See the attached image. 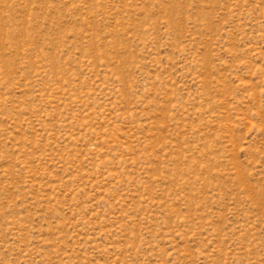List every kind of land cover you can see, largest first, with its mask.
Wrapping results in <instances>:
<instances>
[{
    "label": "rangeland",
    "instance_id": "1",
    "mask_svg": "<svg viewBox=\"0 0 264 264\" xmlns=\"http://www.w3.org/2000/svg\"><path fill=\"white\" fill-rule=\"evenodd\" d=\"M0 264H264V0H0Z\"/></svg>",
    "mask_w": 264,
    "mask_h": 264
}]
</instances>
